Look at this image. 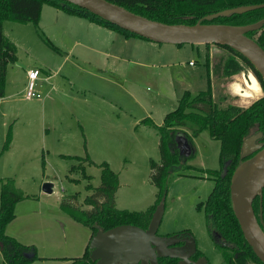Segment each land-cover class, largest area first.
Here are the masks:
<instances>
[{
  "label": "rangeland",
  "instance_id": "374dc122",
  "mask_svg": "<svg viewBox=\"0 0 264 264\" xmlns=\"http://www.w3.org/2000/svg\"><path fill=\"white\" fill-rule=\"evenodd\" d=\"M89 26L86 19L50 5H45L39 26L13 20H4L1 26L3 35L17 46V61L7 66L0 95V179H13L26 196L16 204V216L6 232L36 246L39 258L32 264H66L67 259L83 256L92 230L62 204L77 194L83 207L89 208L84 204L92 193L87 185H101L102 162L119 174L118 209L146 211L155 202L151 162L160 160L159 134L143 120L151 118L161 125L186 90L207 89V52L216 55L214 45L208 50L204 44L148 39L113 43L107 38L111 41H106L107 49L121 46L126 59L116 64L110 56L106 68L101 52L71 50L75 40L92 38ZM31 67L41 73L36 86L40 98L26 97L24 85ZM248 74L257 81L247 68L236 78L213 75L220 106L245 107L256 100L241 96L249 84ZM193 140L196 153L189 166L167 177L158 232L189 229L208 261L225 264L208 232L205 212L199 209L215 184L210 171L219 167L220 144L208 130ZM87 155L93 164L85 161ZM45 182L54 184L53 193L43 191Z\"/></svg>",
  "mask_w": 264,
  "mask_h": 264
},
{
  "label": "trees",
  "instance_id": "16d2710c",
  "mask_svg": "<svg viewBox=\"0 0 264 264\" xmlns=\"http://www.w3.org/2000/svg\"><path fill=\"white\" fill-rule=\"evenodd\" d=\"M109 1L150 19L168 24L246 25L264 17V7H261L244 13H231L209 18L210 15L225 9L264 3V0ZM44 5L53 6L70 15L111 28L126 37L147 39L66 0H0V95L4 90L7 66L17 61V46L3 35L2 22L4 20L32 22L39 26ZM246 34L254 38L264 49V26L258 31H249ZM205 45L208 50L211 45L217 48L216 55L213 57L207 52V89L197 93L186 90L177 108L165 115L161 125L155 124L151 118L143 120L144 123L154 126L159 134L160 160L151 162V181L157 187L155 202L146 211L118 209L116 193L120 185L119 174L111 168L108 162H102L99 164L101 185L98 187H94L91 183L87 185V189L92 190V193L85 198L84 204L89 208L83 207L77 194L62 205L75 220L91 228V239L100 230L105 231L122 224H134L148 229L157 207L164 202L166 197L168 175L188 165V161L196 153L193 136L199 135L203 130H208L211 137L217 139L220 144L219 167L210 171L215 181L214 187L207 200L199 204V209L205 212L208 232L221 252L225 264H245L247 260L263 264L242 234L233 213L229 186L235 167L252 155H242L244 140L260 133L256 142L264 144V95L245 107L233 104L222 107L215 100L212 77L213 75L218 78L231 77L247 68L255 76L263 92L264 83L253 65L236 50L221 44ZM179 134L184 135L191 145L192 152L188 156L180 152L177 141ZM85 161L89 164L94 163L89 155L85 157ZM82 170L84 177L91 179L86 170ZM0 182V264H32L39 258L36 246L24 244L6 232L7 225L16 216V204L26 196L16 187L13 179H0ZM252 206L257 221L264 230V188L261 198L256 196ZM91 253L92 248L89 242L83 256L67 259L66 264H97V260L92 259ZM201 256H204V253L198 249L196 258ZM159 264H182V261L179 258L159 257ZM208 264L212 263L209 261Z\"/></svg>",
  "mask_w": 264,
  "mask_h": 264
},
{
  "label": "water",
  "instance_id": "95a60500",
  "mask_svg": "<svg viewBox=\"0 0 264 264\" xmlns=\"http://www.w3.org/2000/svg\"><path fill=\"white\" fill-rule=\"evenodd\" d=\"M99 15L119 27L157 43L172 44H221L227 45L244 56L258 71L264 83V49L246 33L264 26V17L246 25L222 23L168 24L135 13L109 0H66ZM264 7V3L225 9L209 18L231 13H244ZM260 133L247 137L242 145V155L252 154L240 162L231 175L230 197L233 213L242 234L254 254L264 264V230L257 221L253 200L261 198L264 188V144L256 142ZM180 152L190 155L187 138L177 136ZM43 191L53 193L54 184L45 182ZM164 211L160 204L148 229L134 224H122L105 231H98L90 241L92 259L97 264H159V257L179 258L182 264H208L207 258L199 261L190 257L197 249L192 235L164 236L157 234ZM177 243H183L176 246Z\"/></svg>",
  "mask_w": 264,
  "mask_h": 264
},
{
  "label": "crops",
  "instance_id": "0c3cea01",
  "mask_svg": "<svg viewBox=\"0 0 264 264\" xmlns=\"http://www.w3.org/2000/svg\"><path fill=\"white\" fill-rule=\"evenodd\" d=\"M44 9H45V5L43 7L40 23L42 22V19H43ZM80 18H82V17H80ZM83 19H85V18H83ZM87 21H89V20H87ZM90 25L91 26H89V28L93 33V34H90L92 36V38H89L87 42H83L81 40H75L74 46L72 47L71 50L73 52L74 47H81L84 50L89 51V50L93 49L96 52H101V54L104 57L103 58V66H105L106 68L109 67V65H108L109 61L107 62V59H109L110 56H113V58L116 60V64L121 63L122 61H125V59H126V57H124V56H126V50L120 49L121 46H119V48L116 47L114 49V51L107 49L109 47V42H111L107 38H113V43H115L116 41L120 42V41H122V39H124L125 43H128V41H139V39H143V38H139V37H126L125 35L121 34L120 32H118L116 30H113L111 28H108V27H105V26H102V25H99V24H96L93 22H90ZM94 35H96V36L94 37ZM108 40H109V42H106ZM149 41H151V40H149ZM157 51L160 52V49L157 48ZM213 52H214V50H213ZM211 56H213V55L211 54ZM31 68H34V67H31ZM31 68H29V69H31ZM113 69H115V67ZM234 75H232L231 77L236 78V75L235 76ZM247 77H248V75H247ZM247 77H245V80L247 79ZM25 85H26V83H25ZM25 85H24V90L26 87Z\"/></svg>",
  "mask_w": 264,
  "mask_h": 264
},
{
  "label": "built area",
  "instance_id": "2783aa9c",
  "mask_svg": "<svg viewBox=\"0 0 264 264\" xmlns=\"http://www.w3.org/2000/svg\"><path fill=\"white\" fill-rule=\"evenodd\" d=\"M40 70L38 68H31L27 71V84L25 88L26 97L28 99L40 98V93L37 92V80L40 77Z\"/></svg>",
  "mask_w": 264,
  "mask_h": 264
},
{
  "label": "bare ground",
  "instance_id": "6f19581e",
  "mask_svg": "<svg viewBox=\"0 0 264 264\" xmlns=\"http://www.w3.org/2000/svg\"><path fill=\"white\" fill-rule=\"evenodd\" d=\"M248 82L249 84L241 96L244 98L257 99V97L261 96L262 93L259 83L252 76H250V74H248Z\"/></svg>",
  "mask_w": 264,
  "mask_h": 264
},
{
  "label": "flooded vegetation",
  "instance_id": "af4514ba",
  "mask_svg": "<svg viewBox=\"0 0 264 264\" xmlns=\"http://www.w3.org/2000/svg\"><path fill=\"white\" fill-rule=\"evenodd\" d=\"M157 234H159V232H157ZM175 234H179V235H181V234H183L182 236L183 237H187L188 235H192L193 237H194V235H193V233L189 230V229H184V230H182V231H179V232H174V233H167V234H159V235H164V236H172V235H175ZM195 238V237H194ZM196 240V239H195ZM196 243H197V241H196ZM176 246H181V245H183V243H177V244H175ZM198 249H200V248H198V246H197V249H196V251H195V253L190 257L192 260H195V261H199V260H201L202 258H206V256H205V254H204V256H201V257H197L196 258V253H197V250ZM201 250V249H200ZM204 253V252H203ZM181 260V259H180ZM208 260V259H207ZM209 262V261H208Z\"/></svg>",
  "mask_w": 264,
  "mask_h": 264
}]
</instances>
